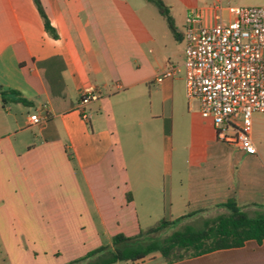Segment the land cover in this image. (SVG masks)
<instances>
[{
	"label": "crops",
	"instance_id": "crops-1",
	"mask_svg": "<svg viewBox=\"0 0 264 264\" xmlns=\"http://www.w3.org/2000/svg\"><path fill=\"white\" fill-rule=\"evenodd\" d=\"M39 1L56 37L33 0H0V93L25 101L0 95V264H67L161 220L215 218L230 199L264 214V113L252 116L249 155L182 102V74L155 81L184 61L189 12L211 24L214 4L264 0H161L176 38L145 23V0ZM154 255L115 264H167ZM171 264H264V241Z\"/></svg>",
	"mask_w": 264,
	"mask_h": 264
},
{
	"label": "built area",
	"instance_id": "built-area-1",
	"mask_svg": "<svg viewBox=\"0 0 264 264\" xmlns=\"http://www.w3.org/2000/svg\"><path fill=\"white\" fill-rule=\"evenodd\" d=\"M210 10L211 24L199 12L186 15L184 61L168 63L155 81L182 74L187 99L198 102L216 140L252 155V116L264 113V6L214 4ZM91 97L82 93L79 106ZM29 120L30 125L45 121L36 115Z\"/></svg>",
	"mask_w": 264,
	"mask_h": 264
},
{
	"label": "trees",
	"instance_id": "trees-1",
	"mask_svg": "<svg viewBox=\"0 0 264 264\" xmlns=\"http://www.w3.org/2000/svg\"><path fill=\"white\" fill-rule=\"evenodd\" d=\"M145 1L157 9L165 19L170 33L176 38L174 23L167 6L161 0ZM33 3L43 20L45 31L56 37L40 1L33 0ZM0 95H12L13 101L25 103L16 92L0 93ZM3 101L5 102L4 98ZM221 207L225 209L224 214L204 220L199 227L185 225L181 230L174 231L161 240L155 235L197 212L173 221L161 220L156 225L141 230L137 236L112 237L109 246H101L89 253L86 258L96 256V259L89 264L136 263L158 254L165 263L171 264L218 250L239 248L247 241H255L257 244L264 241V214L249 215L236 205L234 199L228 200Z\"/></svg>",
	"mask_w": 264,
	"mask_h": 264
},
{
	"label": "rangeland",
	"instance_id": "rangeland-1",
	"mask_svg": "<svg viewBox=\"0 0 264 264\" xmlns=\"http://www.w3.org/2000/svg\"><path fill=\"white\" fill-rule=\"evenodd\" d=\"M140 16L142 19H144L145 23L148 26H167L165 19L158 13L157 9L152 5V4H147L146 5V9L145 10H141L140 12ZM182 15L179 13L175 16V26H182ZM178 95L181 96L182 102H189V100L186 97L185 94V87H184V83L181 80H178L176 82V86H175ZM193 107L195 110H197L199 108V104L198 102L194 101L193 102ZM208 122H211L210 120L207 119ZM212 123V122H211ZM202 219L197 218L194 220H190V221H184L182 223H177L176 225L171 226L170 228H167L166 230L162 231L160 234H157L155 236H157L158 239H164L165 237L169 236L171 233H173L174 231H178L181 230L185 225H193L195 227H199L202 223ZM105 246H108V244H106ZM93 252V251H91ZM91 252H88L84 255H81L77 258H75L73 261H71L70 263L67 264H89L91 261H94L96 259L95 257H91V258H86L87 255ZM154 258H158V260H160V256L159 255H154ZM78 261V262H77Z\"/></svg>",
	"mask_w": 264,
	"mask_h": 264
}]
</instances>
